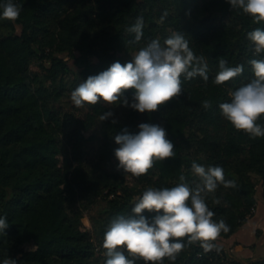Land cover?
<instances>
[{"label": "trees", "instance_id": "1", "mask_svg": "<svg viewBox=\"0 0 264 264\" xmlns=\"http://www.w3.org/2000/svg\"><path fill=\"white\" fill-rule=\"evenodd\" d=\"M14 2L22 6L19 18L0 19V217L8 223L0 231V264L5 258L17 264H104L103 239L110 222L131 215L134 201L149 186L172 187L184 175L194 187L199 178L191 171L193 161L221 166L226 180L235 179V188L218 184L215 192L205 194L213 219H223L230 230L208 252L185 240L176 260L165 258L163 264H244L220 240L254 213L258 193L264 199V137L236 130L219 104L254 78L249 61L264 59V54L254 55L247 33L264 28V22L256 24L226 0ZM139 16L143 37L126 47L134 39L126 29ZM173 31L182 32L194 53L204 56L208 81L182 77V94L152 113L102 99L94 105L73 104L71 92L89 75L117 60L129 61L151 39L163 43ZM221 58L228 66L243 65L244 71L216 85ZM132 94L125 93L129 103ZM205 99L211 108L202 106ZM115 106L125 107L126 117L101 121ZM144 122L167 130L175 156L157 160L146 175H125L117 169L114 137L125 127L136 133ZM86 211L91 228L82 220ZM246 264H264V258Z\"/></svg>", "mask_w": 264, "mask_h": 264}, {"label": "clouds", "instance_id": "2", "mask_svg": "<svg viewBox=\"0 0 264 264\" xmlns=\"http://www.w3.org/2000/svg\"><path fill=\"white\" fill-rule=\"evenodd\" d=\"M226 2L231 9L242 10L256 24L264 22V0ZM21 7L14 0H4L0 3V19L17 20ZM143 26V17L139 16L126 29L134 34L126 47L141 41ZM247 38L254 44L255 56L264 54V28H254L247 33ZM249 64L254 78L230 91V101L220 103L219 109L236 130L244 131L251 138L264 137V124L259 123L264 117V59L253 58ZM243 71V65L228 66L221 58L214 83L222 85ZM197 76L204 81L209 79L204 56L194 53L182 32L173 31L163 43L151 39L132 53L129 61L117 60L98 74L89 75L71 92V101L76 107H82L85 103L97 104L102 99L109 105L122 102L123 106L140 113H152L182 94V77L191 80ZM128 90H133L131 103L125 95ZM202 106L209 109L212 105L205 99ZM113 115L108 111L100 119ZM138 128V132L132 133L125 127L114 137L119 145L114 149L119 162L117 169L135 177L146 175L157 160L175 156V145L163 126L144 122ZM191 171L199 178L194 187L186 182L184 175L172 187L149 186L134 201L131 215H121L110 222L103 239L104 264H136L137 260L144 264H163L165 258L175 261L186 247L185 240L188 245L199 243L205 252L213 250V242L222 232L227 233L230 226L223 219H213L214 212L209 209L205 194L215 192L218 184L235 188L236 181L226 180L221 166L205 167L193 161ZM214 202L219 203V200ZM146 212L153 215L148 216ZM7 227V217H0V231ZM215 250L220 251L218 247ZM2 264L17 262L5 258Z\"/></svg>", "mask_w": 264, "mask_h": 264}, {"label": "crops", "instance_id": "3", "mask_svg": "<svg viewBox=\"0 0 264 264\" xmlns=\"http://www.w3.org/2000/svg\"><path fill=\"white\" fill-rule=\"evenodd\" d=\"M258 203L254 213L234 234L222 238L225 250L244 264L264 258V199Z\"/></svg>", "mask_w": 264, "mask_h": 264}, {"label": "rangeland", "instance_id": "4", "mask_svg": "<svg viewBox=\"0 0 264 264\" xmlns=\"http://www.w3.org/2000/svg\"><path fill=\"white\" fill-rule=\"evenodd\" d=\"M70 98H71V95H70ZM112 111L111 112H113V117L116 119V120H122V119H124L125 117H126V115H127V109L125 108V107H122V106H115V107H113L112 109H111ZM256 197H257V201H258V203H262V198H261V195L258 193L257 195H256ZM83 223H84V225L86 226V227H89V228H91L92 227V222H91V220H90V218H89V215H88V211H86L85 213H84V217H83Z\"/></svg>", "mask_w": 264, "mask_h": 264}]
</instances>
